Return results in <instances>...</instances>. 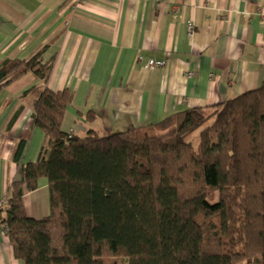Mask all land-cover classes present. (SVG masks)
<instances>
[{
	"label": "trees",
	"instance_id": "obj_1",
	"mask_svg": "<svg viewBox=\"0 0 264 264\" xmlns=\"http://www.w3.org/2000/svg\"><path fill=\"white\" fill-rule=\"evenodd\" d=\"M42 48L0 64V90L33 74L32 128L46 143L23 164L0 206L24 264H264V83L221 105L179 112L153 127L85 137L62 129L69 90L46 85L54 61ZM200 131L197 147L189 139ZM47 179L49 216L29 217L23 198Z\"/></svg>",
	"mask_w": 264,
	"mask_h": 264
},
{
	"label": "crops",
	"instance_id": "obj_2",
	"mask_svg": "<svg viewBox=\"0 0 264 264\" xmlns=\"http://www.w3.org/2000/svg\"><path fill=\"white\" fill-rule=\"evenodd\" d=\"M262 15L264 0H0V64L47 47L44 62L54 65L46 87L73 93L63 131L117 134L260 88ZM151 59L168 66L148 70ZM40 86L28 74L0 90V206L21 178L19 141L31 131L23 164L38 161L46 143L32 128L37 95L23 97ZM23 203L29 217H48L47 179ZM0 264H24L1 225Z\"/></svg>",
	"mask_w": 264,
	"mask_h": 264
},
{
	"label": "built area",
	"instance_id": "obj_3",
	"mask_svg": "<svg viewBox=\"0 0 264 264\" xmlns=\"http://www.w3.org/2000/svg\"><path fill=\"white\" fill-rule=\"evenodd\" d=\"M80 1H83V0H80ZM262 17L264 20V15H262ZM189 30L192 31L193 27H189ZM140 61H142V58H140ZM167 66H168V63L166 61H158V60H154V59L147 61L146 65H145V67L148 70L165 69V68H167ZM69 134L73 135L72 132H70Z\"/></svg>",
	"mask_w": 264,
	"mask_h": 264
},
{
	"label": "rangeland",
	"instance_id": "obj_4",
	"mask_svg": "<svg viewBox=\"0 0 264 264\" xmlns=\"http://www.w3.org/2000/svg\"><path fill=\"white\" fill-rule=\"evenodd\" d=\"M199 134H200V131L197 132L196 134H194L189 139V141L192 142L195 147H197V144H198ZM102 260L105 261V264H125V260L123 258H119V257H117V258L116 257H106Z\"/></svg>",
	"mask_w": 264,
	"mask_h": 264
}]
</instances>
